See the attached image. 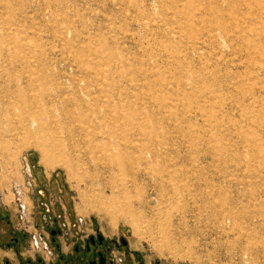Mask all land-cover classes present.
I'll return each instance as SVG.
<instances>
[{"label": "rangeland", "instance_id": "374dc122", "mask_svg": "<svg viewBox=\"0 0 264 264\" xmlns=\"http://www.w3.org/2000/svg\"><path fill=\"white\" fill-rule=\"evenodd\" d=\"M60 257L264 264V0H0V264Z\"/></svg>", "mask_w": 264, "mask_h": 264}, {"label": "flooded vegetation", "instance_id": "af4514ba", "mask_svg": "<svg viewBox=\"0 0 264 264\" xmlns=\"http://www.w3.org/2000/svg\"><path fill=\"white\" fill-rule=\"evenodd\" d=\"M14 245L18 244L17 239L13 240ZM104 247V240L99 239L98 237H93L91 236V238L88 239L85 248H84V255L88 256V255H97L98 258H102L103 256V252L100 250L101 248ZM76 252H79V249H75ZM60 264H68L70 263V259H64L63 257H60L59 259ZM92 262V261H91ZM90 262V263H91ZM30 262H28V264H30ZM37 264H41V263H37ZM94 264V263H93Z\"/></svg>", "mask_w": 264, "mask_h": 264}, {"label": "bare ground", "instance_id": "6f19581e", "mask_svg": "<svg viewBox=\"0 0 264 264\" xmlns=\"http://www.w3.org/2000/svg\"><path fill=\"white\" fill-rule=\"evenodd\" d=\"M229 1V0H228ZM238 2V1H237ZM229 4V3H228ZM226 31V30H225ZM245 40V39H244Z\"/></svg>", "mask_w": 264, "mask_h": 264}]
</instances>
